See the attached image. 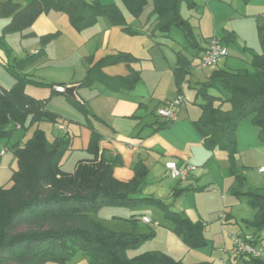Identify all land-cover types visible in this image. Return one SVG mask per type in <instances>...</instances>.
Segmentation results:
<instances>
[{
    "label": "trees",
    "instance_id": "1",
    "mask_svg": "<svg viewBox=\"0 0 264 264\" xmlns=\"http://www.w3.org/2000/svg\"><path fill=\"white\" fill-rule=\"evenodd\" d=\"M122 1L133 16H139L148 4V0ZM183 2H187L190 8L197 6L195 0H153L156 28L168 32L176 26L189 35V22L181 15ZM52 10L67 14L78 31L94 25L100 16L109 18L112 25H126L125 16L117 5L98 0H26L24 6L7 0L0 2V17H11V20L0 35V46L9 54L11 51L4 44V38L11 33L25 36L23 31L32 26L40 14ZM125 29L134 32L130 27ZM259 33L263 51L252 55L254 71L220 68L213 71L208 81L198 84L196 98L201 97L197 102L201 114L194 124L206 148H219L227 153L234 177L230 190L235 195H245L256 208L253 225L260 231L264 228V189L246 187L237 157V128L246 116H252L253 123L259 127V137L264 140V27ZM58 36V33L42 36V46ZM44 47L19 60L15 58V63L9 64L8 69L16 77V84L9 90L0 86V143H10L15 130L27 132L33 128L26 141L22 138L11 143L17 167L9 183L0 186V264L66 263L79 251L87 255L92 264H212L207 261L185 263L161 250H147L129 257L127 251L136 247L144 237L113 231L94 219L92 215L103 206L152 201L165 209V217L173 224V230L189 247L207 243L202 221L195 222L184 211L171 210L155 198L136 196L150 171L144 162L137 163L135 176L130 180L114 175V166L119 162L102 151L103 136L90 123L92 134L87 151L91 157L79 159L73 171L62 168L61 160L70 150L72 137L64 134L50 140L40 126L44 120L53 124L58 122L59 115L48 110L47 103L61 92L53 84L45 98L33 97L25 91L29 83L44 84L29 79V74L23 72L25 67L40 58ZM133 59L135 57L122 54L113 62ZM189 66L188 60L180 55L176 68L178 84ZM91 77L88 75L82 83L92 80ZM130 77L133 80L135 75ZM212 88H224L230 93L231 108L223 107L222 98L210 92ZM67 99L87 113L84 103L71 96ZM191 189L197 188H187ZM250 241L257 245V239ZM246 263L264 264V261L261 256L249 257Z\"/></svg>",
    "mask_w": 264,
    "mask_h": 264
},
{
    "label": "crops",
    "instance_id": "2",
    "mask_svg": "<svg viewBox=\"0 0 264 264\" xmlns=\"http://www.w3.org/2000/svg\"><path fill=\"white\" fill-rule=\"evenodd\" d=\"M4 1L7 0H0ZM13 1L21 6L26 4V0ZM98 1L117 5L125 16L126 25H112L109 18L100 16L94 25L78 31L71 24L67 14L53 10L42 13L32 26L23 31L25 36L21 33L6 36L19 48L25 42L26 47L22 50L20 48V52L8 54L0 46V86L9 90L16 84V77L8 69L9 64L15 63V58L19 60L27 53H37L44 47L40 39L42 36L58 33L59 36L44 47L40 58L25 67L23 72L29 74V79L44 83L41 86L27 84L25 91L31 96L45 98L51 92V84L64 85L65 88H74L71 97L84 103L87 108V113L78 109L69 102V95L65 92L53 96L47 105L48 110L59 115L58 122L52 124L51 132L44 129L47 137L50 140L64 134L72 137L70 150L61 160L63 169L75 167L79 159L91 157L87 151L92 134L90 123L103 136L102 151L119 162L114 166V175L119 179H132L139 161L144 162L150 171L156 164H161L163 173L170 177L166 163L175 160L179 163L188 161L197 166L188 179L184 180L191 183L189 187L195 186L193 181L200 180L196 173L198 167L208 170L212 179L218 181L213 172L214 166L217 165L216 160H226L228 155L219 148H206L203 137L194 124V120L201 114V108L196 101L197 87L199 83L208 81L214 70L244 69L236 64L239 60L251 61L253 53H262L259 32L260 28L264 27V0H247L246 6L251 8L245 13L235 8L233 0H195L197 6L194 8L183 2L181 15L189 22V35L176 26L168 32L156 28L153 0H148L147 6L139 16H133L122 0ZM199 1L205 2V9L197 20L194 13L187 11L201 6ZM245 17L248 18L244 19ZM249 18L252 21L248 27H245L244 23L240 24L242 20L246 22ZM10 20L11 17H0V35ZM229 20L235 24H229ZM126 27H130L134 32L125 29ZM213 36L226 42L229 54L216 67L202 68L199 65L200 57ZM232 43L238 46L236 50L231 48ZM122 54L135 59L113 62ZM230 54L236 61L229 59ZM180 55L188 60L190 66L178 84L176 68ZM201 72L202 74H199ZM132 74L135 75L133 80L130 77ZM88 75L92 76V80L83 84L82 80ZM179 94L185 96V102L180 108V117L177 121L163 126L157 110L166 100ZM190 101L194 104H189ZM60 124L64 127L60 128ZM160 125L163 127L156 130ZM32 131L33 128L26 132L27 138L31 136ZM0 146L1 150L5 149V152L0 154V186H4L11 180L17 163L11 142H1ZM262 166L264 162L260 163L259 168ZM67 170L70 171L71 168ZM257 172L259 175L264 174ZM173 181L184 183L183 180ZM176 184L173 189L179 190ZM184 210L193 221L202 220L203 213L192 208ZM224 212V219L219 216L222 228L220 262L240 264L243 261V264H247V258L232 255V235L251 236L258 240L257 234L260 232L245 230L240 225L236 231L228 232L227 242L223 229L227 223L238 219L229 217L227 209Z\"/></svg>",
    "mask_w": 264,
    "mask_h": 264
},
{
    "label": "rangeland",
    "instance_id": "3",
    "mask_svg": "<svg viewBox=\"0 0 264 264\" xmlns=\"http://www.w3.org/2000/svg\"><path fill=\"white\" fill-rule=\"evenodd\" d=\"M199 2L201 3V6L197 7V9L188 8L189 10L187 11V13H189V11L194 13L197 20L201 17V14L205 9V2ZM246 2L247 0H233L235 8L242 13L247 12L251 8V6H248L247 8ZM246 18L248 17H245L244 19ZM229 21V24H235L234 21ZM250 21H252L250 18L246 22H243L242 20L240 24L242 23L243 25L244 23V25L246 24L245 27H248L249 23H251ZM4 44H6L10 51L14 53L20 52V48L22 50V48L26 47L25 42L22 43V46L20 45V48L17 47L15 42L11 41L9 37L4 38ZM13 44H15V51L13 49ZM231 48L236 50L238 46L232 43ZM229 59L236 61V58L231 54ZM196 61L198 62V60ZM236 64L249 71H254V66L251 61L243 59L242 61L239 60ZM199 74H202V72ZM200 77L202 78L203 75H200ZM210 92L222 98V105L224 108H231L232 104L229 101L230 93L226 89L212 88ZM200 100L201 97H198L196 101L199 102ZM189 104L193 105L194 103L190 101ZM195 105L197 106V104ZM28 124L29 122L27 123V127ZM52 124V122L44 120L40 123V126L46 131L51 132ZM25 137V130L18 129L13 132L10 142L14 143L22 138L25 139ZM26 140L27 137L25 141ZM237 140V157L238 162L241 165V174H243L246 179V187L252 190H263L264 174L259 175L257 171H259L260 163L264 162V140L259 137V127L253 123L252 116H246L238 124ZM216 161L217 165L214 166L213 172L216 174L218 181L212 179V175L208 170L198 167L196 173L200 180L193 181L192 184L193 186L195 185L194 187L197 189L191 190H187L191 185L190 182H184L183 180L184 183L179 184V182L173 181L171 177L163 173L161 164H156L154 169L150 171L145 185L139 193L136 194V196L139 197L155 198L167 204L171 210L184 211L187 213L184 209L192 208L203 213L201 221L205 225L204 236L207 239V243L200 247H189L184 242L183 237L173 230V224L165 217V209L161 205L152 201H145L137 205L103 206L92 216L113 231L134 233L144 237L136 247L127 251L129 257L147 250H161L176 259H182L185 263L207 261L212 264H222L220 262L222 253L219 249V246L222 245V228L219 214L227 209L229 211V217L238 219L235 222L227 223L223 229L227 242H229L227 236L228 232L236 231L240 225L245 230L260 232V234H257V238L259 237L260 239H258L259 241L257 240V244L262 251L261 259L264 261V228L259 231L253 225L256 208L249 203L248 198L245 195H235L230 190L234 177L232 175L229 159L226 158V160H223L222 158H219ZM67 168H71L70 171L74 170V167ZM67 168L65 170H67ZM175 184L179 186V190L173 189ZM180 188H185L186 190L182 191ZM143 216L150 217L152 222H144L142 219ZM243 263V261L240 262V264ZM46 264L92 263L87 255L82 251H79L73 259L66 263L47 262Z\"/></svg>",
    "mask_w": 264,
    "mask_h": 264
},
{
    "label": "built area",
    "instance_id": "4",
    "mask_svg": "<svg viewBox=\"0 0 264 264\" xmlns=\"http://www.w3.org/2000/svg\"><path fill=\"white\" fill-rule=\"evenodd\" d=\"M229 54V49L227 44L219 39L216 36L210 38L209 45L202 53L200 57L199 65L202 68H213L216 67L222 59L227 57ZM57 91L64 92V85H55ZM185 102V96L179 94L176 97L166 100L161 107L157 110V115L162 119V122L172 123L179 119L180 117V108ZM60 128H63V125H59ZM5 149L0 151V154H3ZM166 168L169 171L170 177L177 180H186L191 175L193 171L197 169V166L191 162L183 161L181 163L170 160L166 163ZM259 171L264 172V166L259 168ZM225 212L220 213V218H225ZM143 221L146 223L152 222L151 218L148 216L142 217ZM233 239V248L232 255L237 258H249V257H260L261 249L255 245L250 240L253 239L251 236H242L238 234L232 235Z\"/></svg>",
    "mask_w": 264,
    "mask_h": 264
},
{
    "label": "water",
    "instance_id": "5",
    "mask_svg": "<svg viewBox=\"0 0 264 264\" xmlns=\"http://www.w3.org/2000/svg\"><path fill=\"white\" fill-rule=\"evenodd\" d=\"M73 91H74V88H72V87H67V88H65V90H64V92H65L67 95H69V96H72Z\"/></svg>",
    "mask_w": 264,
    "mask_h": 264
}]
</instances>
